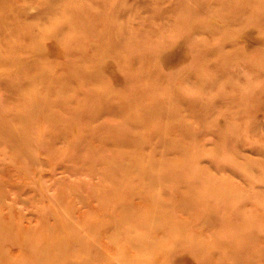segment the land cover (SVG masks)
I'll return each instance as SVG.
<instances>
[{"label":"rangeland","instance_id":"rangeland-1","mask_svg":"<svg viewBox=\"0 0 264 264\" xmlns=\"http://www.w3.org/2000/svg\"><path fill=\"white\" fill-rule=\"evenodd\" d=\"M4 1L0 264H264V0Z\"/></svg>","mask_w":264,"mask_h":264},{"label":"bare ground","instance_id":"bare-ground-1","mask_svg":"<svg viewBox=\"0 0 264 264\" xmlns=\"http://www.w3.org/2000/svg\"><path fill=\"white\" fill-rule=\"evenodd\" d=\"M8 1L9 0L4 1L5 5L7 4ZM50 9L52 10L53 8L51 7ZM56 28H57V24L53 25V26L51 25L50 28L42 29L40 27V23H38L37 21H31L30 23L26 24L23 28L19 29V27H18V30H15L14 33L10 36L6 32V36L9 37L8 39L9 40H16V42L14 44H12L7 50H2V48H0V69H2L1 71H3V70L7 71L8 69H11L12 71L14 70L15 72H18V70L17 69L15 70V68H18L19 64H23V62H24V64H27L28 62H30V64L36 62L38 60L35 57L36 56L35 52H36L37 46H35L36 49L32 48L34 45L31 43H28V37L30 36V37L34 38L35 36H37V33L40 36L45 35L48 37V35H52L53 32L56 31ZM30 30L32 33H30ZM118 30L122 31L124 33L121 25L118 27ZM73 45L74 46L71 45L72 49L74 47H77V46H75V44H73ZM27 46H29V49L26 48V51H25L24 47H27ZM50 47L51 46L49 45V48ZM50 51H51V49H50ZM23 53L28 54L29 57L24 56ZM60 53L61 52L58 51L59 56L61 55ZM40 55H43V53L41 52ZM106 57H108V56H106ZM35 69H38V67H36ZM37 77H40V76L39 75L31 76V77L26 78V80H29L32 78H37ZM146 173H147L146 171L143 172L144 175H146ZM163 231H164V233L169 231L171 234H173V228L169 224L166 225V227H164ZM172 239H173V237H172ZM117 253H118V250L116 251V255H117ZM39 254L40 255L36 258L35 263L33 260H31V263L27 262L26 264H56L57 259L51 258L48 255H46V253H45V251H43V249L39 250ZM126 256H128V255L126 253L125 254L123 253L121 255L120 259L125 258ZM190 264H192V263H190Z\"/></svg>","mask_w":264,"mask_h":264}]
</instances>
